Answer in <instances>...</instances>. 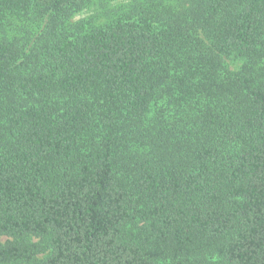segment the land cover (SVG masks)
Instances as JSON below:
<instances>
[{
	"label": "trees",
	"instance_id": "trees-1",
	"mask_svg": "<svg viewBox=\"0 0 264 264\" xmlns=\"http://www.w3.org/2000/svg\"><path fill=\"white\" fill-rule=\"evenodd\" d=\"M91 1L0 0V264H264V0Z\"/></svg>",
	"mask_w": 264,
	"mask_h": 264
},
{
	"label": "rangeland",
	"instance_id": "rangeland-1",
	"mask_svg": "<svg viewBox=\"0 0 264 264\" xmlns=\"http://www.w3.org/2000/svg\"><path fill=\"white\" fill-rule=\"evenodd\" d=\"M128 0H92L88 3L83 9L74 13L71 18L66 21L68 27L73 26L78 23H85L87 26L100 27L105 23L110 21V18L113 17L112 11L115 10V7L125 3ZM114 18V17H113ZM13 27L17 34L13 35L18 38H21L26 34L27 31H30L29 37L33 39L39 30L37 24L32 23L28 24V27H23L22 21L20 19L12 18L11 19ZM25 31V33L20 32ZM36 50H39L38 47H34ZM240 64L235 62L233 67H238ZM2 242L9 240L7 237L1 238ZM31 242H37V239H31ZM47 255L44 253L42 256Z\"/></svg>",
	"mask_w": 264,
	"mask_h": 264
}]
</instances>
